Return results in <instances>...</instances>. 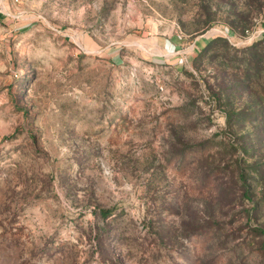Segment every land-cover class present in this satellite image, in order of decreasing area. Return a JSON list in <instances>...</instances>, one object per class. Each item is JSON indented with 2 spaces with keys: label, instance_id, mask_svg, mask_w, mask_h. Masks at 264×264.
Returning a JSON list of instances; mask_svg holds the SVG:
<instances>
[{
  "label": "rangeland",
  "instance_id": "1",
  "mask_svg": "<svg viewBox=\"0 0 264 264\" xmlns=\"http://www.w3.org/2000/svg\"><path fill=\"white\" fill-rule=\"evenodd\" d=\"M14 2L0 264H264V0Z\"/></svg>",
  "mask_w": 264,
  "mask_h": 264
},
{
  "label": "crops",
  "instance_id": "2",
  "mask_svg": "<svg viewBox=\"0 0 264 264\" xmlns=\"http://www.w3.org/2000/svg\"><path fill=\"white\" fill-rule=\"evenodd\" d=\"M14 1H10V0H0V2H1L0 13H23V12H20V11L18 12L16 10L19 6Z\"/></svg>",
  "mask_w": 264,
  "mask_h": 264
}]
</instances>
